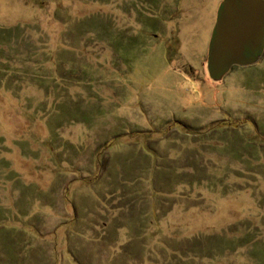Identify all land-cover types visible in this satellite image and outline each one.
Instances as JSON below:
<instances>
[{
	"label": "rangeland",
	"instance_id": "1",
	"mask_svg": "<svg viewBox=\"0 0 264 264\" xmlns=\"http://www.w3.org/2000/svg\"><path fill=\"white\" fill-rule=\"evenodd\" d=\"M223 1L0 0V264H264V56L209 73Z\"/></svg>",
	"mask_w": 264,
	"mask_h": 264
},
{
	"label": "water",
	"instance_id": "2",
	"mask_svg": "<svg viewBox=\"0 0 264 264\" xmlns=\"http://www.w3.org/2000/svg\"><path fill=\"white\" fill-rule=\"evenodd\" d=\"M217 18L208 71L220 76L232 65L248 63L258 56L264 41V0H224ZM259 21L263 23L258 26ZM258 27L259 43L255 45Z\"/></svg>",
	"mask_w": 264,
	"mask_h": 264
},
{
	"label": "flooded vegetation",
	"instance_id": "3",
	"mask_svg": "<svg viewBox=\"0 0 264 264\" xmlns=\"http://www.w3.org/2000/svg\"><path fill=\"white\" fill-rule=\"evenodd\" d=\"M256 23V22H255ZM254 23V24H255ZM263 23V21L262 22H258V26H259V24L261 25ZM259 30H260V27H258V29H257V31H256V35H255V37H254V40H256V42L254 43L255 45H257L259 42V40L257 41V38H258V33H259ZM264 42V41H263ZM263 56H264V44H263V46L261 47V50H260V52H259V54H258V56H256L255 57V59L256 60H258V58L260 59V57L261 58H263ZM234 65H236V64H234ZM234 65H232V66H234Z\"/></svg>",
	"mask_w": 264,
	"mask_h": 264
}]
</instances>
